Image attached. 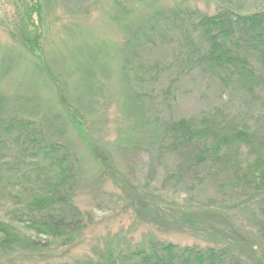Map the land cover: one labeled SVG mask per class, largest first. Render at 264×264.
<instances>
[{
    "label": "trees",
    "instance_id": "obj_1",
    "mask_svg": "<svg viewBox=\"0 0 264 264\" xmlns=\"http://www.w3.org/2000/svg\"><path fill=\"white\" fill-rule=\"evenodd\" d=\"M221 1L214 15L181 0L169 13L156 8L140 21L132 0H115L113 25L126 33L125 50L117 48L118 56L98 37L93 60L76 54L89 68L87 81L79 82L61 69L66 55L47 53L42 0H27L6 21L16 49L0 47V191L16 202L9 218L0 216V264L55 259L53 243L70 250L97 226L93 212L76 203L85 159L99 170L92 186L115 188L119 212L131 213L135 226L188 233L199 243L155 238L134 247L109 238L92 256L57 264H264V131L256 124V104L264 101V11L245 13L240 0ZM111 74L123 113L140 128L150 126L146 138L122 133L103 144L88 129ZM194 75L217 79L223 105L166 120L154 113L145 83L162 84L163 104L170 105L177 87L169 78ZM69 126L87 153L78 154L75 138L66 135ZM145 152L150 173L164 171L158 184L117 164L123 159L130 168ZM20 225L34 237L25 240Z\"/></svg>",
    "mask_w": 264,
    "mask_h": 264
},
{
    "label": "rangeland",
    "instance_id": "obj_2",
    "mask_svg": "<svg viewBox=\"0 0 264 264\" xmlns=\"http://www.w3.org/2000/svg\"><path fill=\"white\" fill-rule=\"evenodd\" d=\"M26 1L0 0V47L16 49L15 40L10 34L11 32L7 27L6 21H12L9 18L13 17L16 14L17 8L22 7V4ZM42 1L45 3L44 22L47 25L45 31L47 53L51 56L55 51L58 54V58L61 54L66 55L64 59L59 61L61 69L63 72L66 69L70 75L73 74L77 82L87 81L84 69L88 68L86 67L88 63L86 60L85 62L78 63L75 58L76 54L93 60V56L97 51L94 48V44L99 41L96 40L98 37H106L114 45L117 54L118 49H120V53L125 50L123 44L126 41V33L120 32L119 28L115 24L113 25V21L116 20L114 9H112L115 0H84V3L83 0ZM225 1L226 3L227 1L237 2V0ZM132 2L136 8L137 18L143 21L156 8H162L169 13V9L179 5L181 0H132ZM240 4L242 7L239 9L245 13L264 11V0H240ZM186 5L192 9L201 11V13L214 15L223 3L221 0H186ZM17 22L19 23L20 19H16ZM136 25L137 23H135ZM162 55L163 53L160 55L159 51H155L153 54L155 58H161L163 57ZM67 60L68 63H66ZM32 67V65L27 67V71L30 72ZM79 69L83 70V73ZM114 72L116 71L113 70ZM111 76L112 74L109 79ZM196 77L199 80L194 79ZM69 78L73 80V77L70 76ZM116 78L113 75L108 82H105V90L97 97L100 104L94 115L86 121L92 136L103 144H111L117 141L122 133L127 134L131 132L146 138L147 132L150 131H147V128H150V126L146 129L140 128L135 119L129 118L123 113L121 105L115 96ZM194 78H189L188 76L182 78L180 81H178L179 78H169V83L173 82V86L177 87L174 95H171L170 105L163 104L165 99L162 93V84L145 83L142 89L144 93H149L148 98L156 108L154 113L160 115L163 120L168 119L169 116L191 117L204 111L215 110L220 105H223V100L226 98L224 96L225 92H223L224 90L218 84L216 78L204 75H194ZM83 93L85 94V91ZM240 102L233 104L232 108L237 111L240 106L242 107L243 101ZM60 109L57 108L54 112H58L59 114L61 112ZM256 112L257 118H259L256 123L258 124V129L264 131V101L256 104ZM66 135L68 138H75L74 145L78 154L80 152H88L83 141L78 137L77 132L73 131L72 127L69 126L67 128ZM117 161L123 173L130 171L133 173V177H138L143 181L147 177H152L155 180L154 183L158 184L163 178L164 171L162 167H155L154 171L150 173L151 163L146 152L137 156L133 165L130 163L132 166L130 168L125 166V160L121 159V163L119 160ZM84 165L85 171L82 175L76 203L83 210H91L93 212L98 220L97 226L89 227L81 235L77 246L70 250L67 246L62 247L60 243H53L54 247L57 248L52 252V255L56 256L55 259H50L49 261L46 259L38 261L25 259L24 261L27 264L72 263L76 259L87 255L92 256L94 251L103 249L106 240L109 238H125L134 247L148 244L150 240L155 238L182 246L199 243L195 237L188 233L162 234L150 225L140 224L135 226L131 213L127 214L126 212L124 214L119 212L120 204L114 201V195L111 196V193L117 194L116 189L112 188L110 184H104L100 189V185L93 187V181L98 177L99 170L88 159H85ZM0 192V216L9 218L10 213L14 210H12V207L16 202L15 196L6 195L2 190ZM251 226L252 229L256 230L253 225ZM18 227L21 229L20 231L24 235L25 240L34 237L24 226L20 225Z\"/></svg>",
    "mask_w": 264,
    "mask_h": 264
}]
</instances>
